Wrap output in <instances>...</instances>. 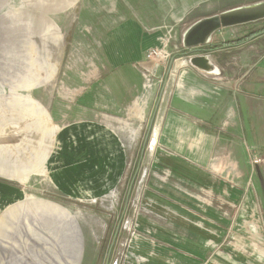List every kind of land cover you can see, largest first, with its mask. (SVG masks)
Wrapping results in <instances>:
<instances>
[{
	"label": "crops",
	"instance_id": "1",
	"mask_svg": "<svg viewBox=\"0 0 264 264\" xmlns=\"http://www.w3.org/2000/svg\"><path fill=\"white\" fill-rule=\"evenodd\" d=\"M234 27L241 25L219 30L202 51L181 43L180 55L161 62L159 80L142 75L151 42H143L139 26L116 30L96 69L72 77V88L81 84L78 97L54 103L56 122L66 123L54 135L47 167L62 196L89 201L117 190L146 115L143 146L154 138L155 147L186 160H176L187 168L182 176L192 182L193 175L202 195L214 193L213 205L201 202L204 211L189 201L175 204L183 212L173 232L138 237L119 258L114 247L104 264H264V50H242L241 35L230 37ZM194 54L205 55L208 68L192 65ZM5 161L0 172L15 176ZM2 193L9 201L15 196L1 185V202Z\"/></svg>",
	"mask_w": 264,
	"mask_h": 264
},
{
	"label": "rangeland",
	"instance_id": "2",
	"mask_svg": "<svg viewBox=\"0 0 264 264\" xmlns=\"http://www.w3.org/2000/svg\"><path fill=\"white\" fill-rule=\"evenodd\" d=\"M258 1L262 0L2 1L0 160L16 170L15 176L0 172V186L15 191L10 201L3 193L7 198L0 201V264H104L119 224L110 251L115 247L117 258L131 250L138 237L156 235L158 228L173 232L176 224L181 225L175 218L183 209L175 204L189 201L199 211L206 210L201 206L206 203L204 198L208 205L214 204V193L202 195L193 175L192 182L182 176L187 168L176 161L181 156L166 153L156 143L151 146L152 141L143 146L147 115L139 146L117 190L89 201L62 196L47 167L50 150L56 145L54 135L59 124L66 123L56 122L54 103L78 97L81 84L76 82L72 88V77L80 80L79 71L85 76L89 69H96L100 52L116 30L139 26L143 42L149 38V48L164 49L167 60L180 55L182 34L195 21ZM231 31L232 38L241 35L242 50L263 52L264 19ZM252 32L256 35L249 37Z\"/></svg>",
	"mask_w": 264,
	"mask_h": 264
},
{
	"label": "water",
	"instance_id": "3",
	"mask_svg": "<svg viewBox=\"0 0 264 264\" xmlns=\"http://www.w3.org/2000/svg\"><path fill=\"white\" fill-rule=\"evenodd\" d=\"M264 19V1L257 4L247 5L244 7H236L231 10L222 11L218 14L206 16L192 23L186 30L182 38V45L185 49L199 51L201 47L209 43L211 37L223 28L233 27L234 25H243L250 22H257ZM190 61L192 65L204 69L208 68V59L204 55H191ZM135 181V176L130 184L127 192L126 204L130 198V193ZM120 224L116 229V233L113 237L111 247L108 254L111 251L115 238L119 230Z\"/></svg>",
	"mask_w": 264,
	"mask_h": 264
},
{
	"label": "built area",
	"instance_id": "4",
	"mask_svg": "<svg viewBox=\"0 0 264 264\" xmlns=\"http://www.w3.org/2000/svg\"><path fill=\"white\" fill-rule=\"evenodd\" d=\"M163 58H167V54L164 49L151 48L147 50L145 53V60L148 61L149 65L145 66L142 75H144V77H146L147 79L154 78L161 62L164 61ZM254 161L255 163L260 162L259 159H255Z\"/></svg>",
	"mask_w": 264,
	"mask_h": 264
},
{
	"label": "flooded vegetation",
	"instance_id": "5",
	"mask_svg": "<svg viewBox=\"0 0 264 264\" xmlns=\"http://www.w3.org/2000/svg\"><path fill=\"white\" fill-rule=\"evenodd\" d=\"M253 33V32H252ZM216 34V33H215ZM256 34H252V35H250L249 37H254ZM203 49H201V51H202Z\"/></svg>",
	"mask_w": 264,
	"mask_h": 264
},
{
	"label": "bare ground",
	"instance_id": "6",
	"mask_svg": "<svg viewBox=\"0 0 264 264\" xmlns=\"http://www.w3.org/2000/svg\"><path fill=\"white\" fill-rule=\"evenodd\" d=\"M155 141H156V140L153 138V140H152V145H151V146H153V145H154Z\"/></svg>",
	"mask_w": 264,
	"mask_h": 264
}]
</instances>
